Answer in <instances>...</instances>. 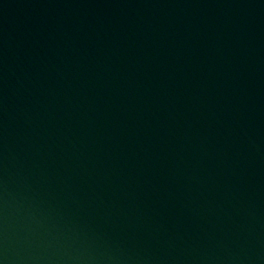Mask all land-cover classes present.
Here are the masks:
<instances>
[{
  "label": "water",
  "instance_id": "obj_1",
  "mask_svg": "<svg viewBox=\"0 0 264 264\" xmlns=\"http://www.w3.org/2000/svg\"><path fill=\"white\" fill-rule=\"evenodd\" d=\"M0 121L74 264H264V0H0Z\"/></svg>",
  "mask_w": 264,
  "mask_h": 264
}]
</instances>
